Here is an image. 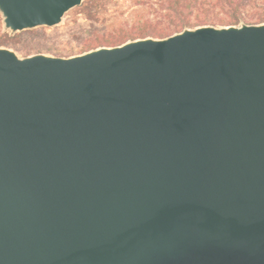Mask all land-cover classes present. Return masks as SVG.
I'll return each instance as SVG.
<instances>
[{"label": "water", "instance_id": "1", "mask_svg": "<svg viewBox=\"0 0 264 264\" xmlns=\"http://www.w3.org/2000/svg\"><path fill=\"white\" fill-rule=\"evenodd\" d=\"M82 1L0 12L16 32ZM0 264H264V22L0 46Z\"/></svg>", "mask_w": 264, "mask_h": 264}, {"label": "trees", "instance_id": "2", "mask_svg": "<svg viewBox=\"0 0 264 264\" xmlns=\"http://www.w3.org/2000/svg\"><path fill=\"white\" fill-rule=\"evenodd\" d=\"M106 1L83 0L80 5L88 18L96 21L107 12ZM130 6L117 11L119 15L126 12L125 19L114 23L110 30H95L83 40L77 53L146 36L162 38L185 27L264 22V0H130ZM0 42L1 45L22 51L24 55L40 49L56 50L52 47H17L12 38Z\"/></svg>", "mask_w": 264, "mask_h": 264}, {"label": "rangeland", "instance_id": "3", "mask_svg": "<svg viewBox=\"0 0 264 264\" xmlns=\"http://www.w3.org/2000/svg\"><path fill=\"white\" fill-rule=\"evenodd\" d=\"M106 2H108L106 5L107 12L99 20L89 19L83 7L77 5L65 12L62 20L53 26H38L29 28L34 30L24 29L16 32H11L4 27L0 12V41L12 38L16 41L17 47L27 49L52 47L56 50L46 51L40 49V51H36L52 55L67 56L70 53H73L71 55L79 54L77 53L78 49L85 38H88L95 30L101 32L110 30L114 23L120 22L127 16L126 12L119 15L117 11L131 7L130 0H107ZM0 46L5 45L0 44ZM16 52L19 56H26L22 51ZM32 53L35 52L32 51L30 54Z\"/></svg>", "mask_w": 264, "mask_h": 264}]
</instances>
